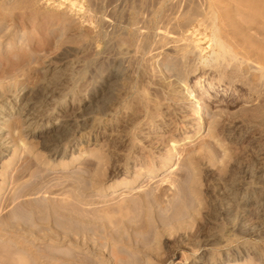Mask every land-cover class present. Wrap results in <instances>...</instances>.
Returning <instances> with one entry per match:
<instances>
[{
    "label": "rangeland",
    "instance_id": "1",
    "mask_svg": "<svg viewBox=\"0 0 264 264\" xmlns=\"http://www.w3.org/2000/svg\"><path fill=\"white\" fill-rule=\"evenodd\" d=\"M245 62L264 68V0H0V264H264Z\"/></svg>",
    "mask_w": 264,
    "mask_h": 264
},
{
    "label": "bare ground",
    "instance_id": "2",
    "mask_svg": "<svg viewBox=\"0 0 264 264\" xmlns=\"http://www.w3.org/2000/svg\"><path fill=\"white\" fill-rule=\"evenodd\" d=\"M206 23H207V22H206ZM197 24H198V23H197ZM203 24H204V23H203ZM208 24H209V23H208ZM214 25H215V24H214ZM209 26H210V25H209ZM201 27H202V26H201ZM205 27H206V24H205ZM207 27H208V26H207ZM207 27H206V28H207ZM213 29H214V28H213ZM199 30H200V29H199ZM203 30H205V28H203ZM195 31H196V30H195ZM195 31H194V32H195ZM198 32H199V31H198ZM213 33H214V32H213ZM188 34H189V33H188ZM200 34H201V33H200ZM198 35H199V34H198ZM187 36H188V35H187ZM188 37L190 38L191 36H188ZM186 38H187V37H186ZM211 39H212V38H211ZM182 40H183V38H182ZM188 40H190V39H188ZM217 40H218V39H217ZM217 40H216V41H217ZM175 41H176V40H175ZM180 41H181V40H180ZM180 41L178 40L179 43H180ZM219 41H220V40H219ZM191 42H192V41H191ZM197 42H198V41H197ZM213 42H214V41H213ZM217 42H218V41H217ZM181 43L186 44L185 41H184V42H181ZM195 43H196V42H195ZM195 43H194V44H195ZM197 44H198V43H197ZM216 44H217V43H216ZM187 45H189V44H188V43L186 44V48H184L185 46L183 47L184 50H187V48H188ZM192 45H193V43H192ZM173 46H174V47H177V45H173ZM217 46H218V45H217ZM219 46H220V48H223L222 44H220ZM221 46H222V47H221ZM225 46H226V44H225ZM179 47H180V49H181L182 46H179ZM179 47H178V48H179ZM192 47H194V45H193ZM192 47H190V48L192 49ZM195 47H196V46H195ZM210 47H211V46H210ZM170 48H171V47H170ZM190 48H188V49H189V52H190V50H191ZM196 48H197V47H196ZM211 48H212V47H211ZM229 48H230V47H229ZM167 49H168V47H167ZM171 49H173V47H172ZM171 49H170V51H171ZM180 49L178 50V52H179V51H180V52L183 51L182 49H181L182 51H181ZM168 50H169V49H168ZM173 50H174V49H173ZM219 50H220V49H219ZM225 50H226V48L224 49V51H225ZM174 51L177 53L176 48H175ZM197 51H198V50H197ZM221 51H222V53H224V55H226L227 50H226V52H223V50H221ZM228 51H229V50H228ZM166 52L169 53V51H166ZM166 52H165V53H166ZM175 52H173L172 54H174ZM180 52H179V53H180ZM199 52H200V51H199ZM167 53H166V54H167ZM179 53H177V54L179 55ZM187 53H188V51H187ZM195 53H197V52L195 51ZM216 53H217V52H216ZM216 53H215V54H216ZM229 53H230V51H229ZM229 53H228V54H229ZM231 53H232V52H231ZM177 54H175V56H177ZM180 54H181V56H182V53H180ZM183 54H185V53L183 52ZM191 54H192V53H191ZM211 54H212V53H211ZM228 54H227V55H228ZM193 55H194V54H193ZM222 55H223V54H222ZM224 55H223V56H224ZM227 55H226V56H227ZM172 56H173V55H172ZM179 56H180V55H179ZM189 56H190V55H189ZM191 56H192V55H191ZM198 56H199V55H198ZM231 56H232V54L229 55V57H231ZM183 57H187V56H183ZM183 57H182V58H183ZM209 57H210V56H209ZM215 57H216V56H215ZM220 57H221V56H220ZM171 58H172V57H171ZM179 58H180V57H179ZM211 58H212V57H211ZM225 58H226V57H225ZM225 58H224V59H225ZM231 58H232V57H231ZM192 59H193V58H192ZM216 59H217V58H216ZM227 59H228V58H227ZM174 60H175V59H174ZM179 60H180V59H179ZM179 60L177 59V62H178ZM190 60H191V58H189L188 61H190ZM196 60H197V59H196ZM218 60H219V57H218ZM220 60H221V59H220ZM232 60H233V59H232ZM236 60H237V59H236ZM236 60H235V61H236ZM167 61H168V60H167ZM171 61H172V60H171ZM180 61H181V60H180ZM185 61H187V60H185ZM188 61H187V62H188ZM192 62H193V61H192ZM192 62H191V63H192ZM194 62H195V61H194ZM179 63H180V62H179ZM182 63H183V62H182ZM184 63H185V62H184ZM184 63H183V66H184ZM237 63H238V62H237ZM241 63H242V62H241ZM254 63H255V62H254ZM254 63H250V62L246 63V62H245L246 66H245L244 63H243V65H244L245 67H247V70L251 71V73H252V72H254V73L256 72V74H258V73H260V74H261V73H264V68H263L262 66L258 65V64H254ZM185 64H186V63H185ZM187 64H188V63H187ZM212 64H213V63H212ZM231 64H232V63H231ZM174 65H180V64L176 63V64H174ZM181 65H182V64H181ZM181 65H180V66H181ZM196 65H197V64H196ZM180 66H179V69L183 67V66H181V67H180ZM187 66H189V65H187ZM191 66H192V64H191ZM193 66H194V65H193ZM212 66H213V65H212ZM218 66H219V65H218ZM234 66H236V65L234 64ZM223 67H224V66H223ZM238 67H239V66H238ZM190 68H191V67H190ZM202 68H203V67H202ZM227 68H228V67H227ZM236 68H237V67H236ZM187 69H188V68H186V70H187ZM54 70H55V69H54ZM54 70H51L50 68H48V69L46 70V74L52 76V75H54V74L56 73V71H54ZM65 70H66V69H65ZM182 70H183V69H182ZM186 70H185V72H186ZM188 70H189V69H188ZM229 70H230V69H229ZM233 70H235V69H233ZM245 70H246V69H245ZM206 72H207V71H206ZM231 72H232V71H231ZM57 73H58V72H57ZM183 73H184V72H183ZM64 74H65V73H64ZM204 74H205V73H204ZM206 74H207V73H206ZM260 74H259V75H260ZM44 75H45V74H44ZM55 75L57 76V74H55ZM65 75H66V74H65ZM207 75H208V74H207ZM58 76H61V74L59 73ZM62 76L64 77V75H62ZM176 76H177V75H176ZM263 76H264V74H263ZM174 77H175V76H174ZM185 77H186V76H185ZM185 77H184V78H185ZM256 77H257V76H256ZM258 77H259V76H258ZM56 78H57V77H56ZM58 78H59V77H58ZM58 78H57V79H58ZM65 78L68 79V80H70V79L67 78V77H65ZM65 78H64V79H65ZM70 78H71V77H70ZM177 78H178V77H177ZM179 78H180V77H179ZM184 78H183V79H184ZM214 78H215V77H214ZM45 79H46V78H45ZM53 79H54V80H57V79H55V77H54ZM60 79H61V77H60ZM172 79H174V78H172ZM250 79H251V78H250ZM256 79H257V78H256ZM261 79H262V77H261ZM73 80H74V79H73ZM73 80H72V81H73ZM177 80H178V79H177ZM177 80H176V81H177ZM204 80H205V79H204ZM219 80H220V79H219ZM49 81H50V80H49ZM52 81H53V80H52ZM65 81H66V80H65ZM74 81H76V80H74ZM179 81H180V80H179ZM182 81H183V80H182ZM196 81H197V80H196ZM223 81H224V80H223ZM54 82H55V81H54ZM69 82H70V85H71V81H69ZM259 82H260V81H259ZM195 83H196V82H195ZM228 83H229V82H228ZM49 84H50V83H49ZM189 84H190V83H189ZM189 84H187V85L189 86ZM196 84H198V83H196ZM174 85H175V83H174ZM183 85H185V84L182 83V85H180V86H182V90H183V91L181 90V91L183 92V93H182V94H183L182 96H184V97H185V100L188 102V104H189L190 106H193V107H194V105L197 106V104L200 103L199 100L201 99V97H202V99H203V96H205L206 98L208 97L209 99H211V100L213 101V104H211V106H212L213 108H218L219 106H223L224 103H227V101H228L227 99L230 98V97L228 96L229 92H228L227 90H224V91L221 90V92H222L223 94H221V96H219L218 92H216V90L218 89V87H214V86H212V85H211V86L209 85V86H210L209 88H207V87L205 86L206 89L203 88L204 91H202V92H204V93H203V96H202V94L200 93V94H201V97L197 98L196 96H195V97L193 96V94H194L193 91H195V90L198 88L197 86H196L197 88H196L195 90H193V89L189 88L188 86H186V85L183 86ZM206 85H207V84H206ZM55 86H57V85H55ZM192 86H195V85H192ZM61 87H62V86H61ZM61 87H60V88H61ZM225 87H227V86H225ZM201 89H202V87H201ZM58 90H59V89H58ZM218 90H219V89H218ZM218 90H217V91H218ZM60 91H61V90H60ZM196 91H197V90H196ZM199 91H200V90H199ZM45 92H46V91H45ZM221 92H220V93H221ZM196 94H197V93H196ZM197 95L200 96L199 93H198ZM229 95H230V94H229ZM10 97H11V96H10ZM14 97H15V96H14ZM5 99H7V98H5ZM63 99H64V98H63ZM3 100H4V98H3ZM7 100H8V99H7ZM48 100H50V98H49ZM4 101H5V100H4ZM52 101H53V99H52ZM203 101H204V100H203ZM205 101H206V100H205ZM2 102H3V101H2V96H0V104H1ZM49 102H50V101H49ZM184 102H185V101H184ZM187 102H186V103H187ZM254 102H255V101H254ZM16 103H17V101H16ZM51 103H52V102H51ZM63 103H64V102H63ZM206 103H207V102H206ZM2 104H4V103H2ZM2 104H1V105H2ZM13 104H14V103H12L11 105H13ZM24 104H25V103H24ZM40 104H41V103H40ZM44 104H46V103H44ZM48 104H49V103H47L46 105H48ZM60 104L62 105V103H60ZM220 104H221V105H220ZM222 104H223V105H222ZM46 105H45V106H46ZM49 105H50V104H49ZM53 105H54V104H52V106H53ZM246 105H248V103H247L246 101H244V102H242V103L240 104V106H246ZM6 106H7V105H6ZM8 106H9V105H8ZM39 106H40V105H39ZM39 106H37V107H39ZM41 106H42V105H41ZM50 106H51V105H50ZM50 106H49V107H50ZM52 106H51V107H52ZM54 106H55V105H54ZM54 106H53V107H54ZM62 106H63V105H62ZM66 106H67V105H66ZM186 106H187V104H186ZM186 106H185V107H186ZM9 107H10V106H9ZM11 107H12V106H11ZM21 107H22V106H21ZM33 107H34V106H33ZM58 107H59V106H58ZM60 107H61V106H60ZM0 108H1V107H0ZM40 108H41V107H40ZM44 108H45V107H44ZM65 108H66V107H65ZM188 108H190V107H188ZM191 108H192V107H191ZM213 108H212V109H213ZM3 109H4V107H3ZM3 109H1V111H2ZM11 109H12V108H11ZM38 109H39V108H38ZM47 109H48V108L46 107V112H47V111L49 112L50 108H49V110H47ZM52 109H53V108H52ZM12 110H13V109H12ZM64 110H65V109H64ZM152 110H153V109H152ZM39 111H40V110H39ZM44 111H45V110H44ZM52 111H53V110H52ZM9 112H10V111H9ZM46 112H45L44 114H46ZM6 113H7V112H6ZM49 113H50V112H49ZM49 113H48V114H49ZM209 113H210V112H209ZM2 114H3V113L0 112V120H1V118H3V117H2ZM11 114H13V113H10V115H11ZM17 114H18V113H17ZM31 114H32V113H31ZM35 114H36V113H35ZM35 114H34L33 116H36ZM39 114H40V113H39ZM39 114H37V116L40 118L41 115H39ZM48 114H47V118L49 117ZM51 114H52V113H51ZM149 114H150V113H149ZM8 115H9V114H8ZM21 115H22V114H21ZM23 116H24V115H23ZM26 116H27V115H26ZM9 117H10V116H9ZM18 117H19V116H18ZM20 117H21V116H20ZM33 118H36V117H33ZM33 118H32L31 116H30V117L27 116V117H25V118H22V117H21L20 121L22 122V126H23V129H22V130L27 131V130L29 129V126H30V124H31L30 121H31ZM226 118H227V117H226ZM7 120H8V117H5V120H2V121H1V125H0V144H2V142H3L4 145H5V143L7 142L6 139L4 138V137L6 136L7 133H6V134L4 133V132H5V131H4L5 128L3 129L4 126H2V125L5 124V123H7ZM36 120H37V118H36ZM40 120H41V118H40ZM49 120H50V119H49ZM34 121H35V120H34ZM231 121H232V120H231ZM45 122H46V121H45ZM50 122H51V121H50ZM35 123H36V122H35ZM38 123H39V122H38ZM19 124H20V123H19ZM44 124H45V123H44ZM5 127H6V126H5ZM31 127H32V126H31ZM31 127H30V129H31ZM33 128H34V127H33ZM255 128H256V127H255ZM30 129H29V130H30ZM4 135H5V136H4ZM8 139H9V138H8ZM8 139H7V140H8ZM4 140H5L6 142H5ZM8 142H9V140H8ZM6 144H7V143H6ZM7 145H8V144H7ZM7 145H6V146H7ZM1 146H3V145H1ZM6 146H5V147H6ZM6 149H7V148H6ZM259 150H260V149H259ZM256 152H257V151H256ZM253 155H254V154H253ZM262 156H263V155H262ZM262 156H261V157H262ZM263 165H264V164H263ZM172 169H173V168H172ZM226 183H227V182H226ZM226 183H225V184H226ZM229 183L231 184V182H229ZM227 184H228V183H227ZM233 184H235V183L233 182ZM236 186H237V185H236ZM239 186H240V185H239ZM232 187H234V186H232ZM232 187H231V186H228V187L225 186V188H223L224 190H222V191H224V192H223V193H224V196H225V195H226V196L229 195V196L233 197V200H234V198L236 197V195L234 194V195L232 196V194H233V188H232ZM234 189H235V188H234ZM229 196H228V197H229ZM231 197H229V200H230V201H231V199H232ZM230 198H231V199H230ZM241 198H242V197H241ZM261 202H262V200H261ZM262 204H263V203H262ZM263 205H264V204H263ZM263 205H262V206H263ZM244 207H245V206H244ZM262 209H263V208H262ZM239 213H241V212H239ZM262 214H263V213H262ZM263 217H264V216H263Z\"/></svg>",
    "mask_w": 264,
    "mask_h": 264
}]
</instances>
